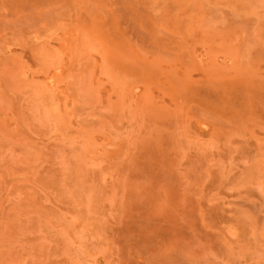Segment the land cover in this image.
I'll return each mask as SVG.
<instances>
[{
    "label": "rangeland",
    "instance_id": "374dc122",
    "mask_svg": "<svg viewBox=\"0 0 264 264\" xmlns=\"http://www.w3.org/2000/svg\"><path fill=\"white\" fill-rule=\"evenodd\" d=\"M0 264H264V0H0Z\"/></svg>",
    "mask_w": 264,
    "mask_h": 264
}]
</instances>
